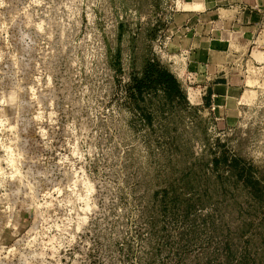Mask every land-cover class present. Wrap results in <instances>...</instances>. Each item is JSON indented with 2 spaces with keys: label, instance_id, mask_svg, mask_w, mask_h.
Returning a JSON list of instances; mask_svg holds the SVG:
<instances>
[{
  "label": "rangeland",
  "instance_id": "374dc122",
  "mask_svg": "<svg viewBox=\"0 0 264 264\" xmlns=\"http://www.w3.org/2000/svg\"><path fill=\"white\" fill-rule=\"evenodd\" d=\"M178 10L0 0V264H264V68L236 58L219 113L165 40ZM154 63L184 100L136 97Z\"/></svg>",
  "mask_w": 264,
  "mask_h": 264
},
{
  "label": "crops",
  "instance_id": "0c3cea01",
  "mask_svg": "<svg viewBox=\"0 0 264 264\" xmlns=\"http://www.w3.org/2000/svg\"><path fill=\"white\" fill-rule=\"evenodd\" d=\"M177 2L181 10L171 15L165 40L174 54H188L197 81L206 84L219 113L229 116L247 86L234 60L248 53V62L264 68V0Z\"/></svg>",
  "mask_w": 264,
  "mask_h": 264
},
{
  "label": "trees",
  "instance_id": "16d2710c",
  "mask_svg": "<svg viewBox=\"0 0 264 264\" xmlns=\"http://www.w3.org/2000/svg\"><path fill=\"white\" fill-rule=\"evenodd\" d=\"M119 27L121 28V25ZM134 90L137 98H141L143 92L160 90L170 101L175 98L185 99L181 84L176 76L170 70L161 68L155 63L149 64L144 70L143 76L134 81Z\"/></svg>",
  "mask_w": 264,
  "mask_h": 264
}]
</instances>
